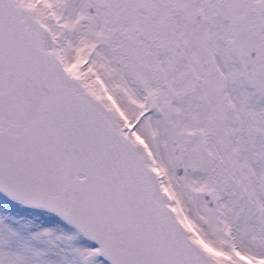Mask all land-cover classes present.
<instances>
[{
  "label": "snow or ice",
  "instance_id": "snow-or-ice-1",
  "mask_svg": "<svg viewBox=\"0 0 264 264\" xmlns=\"http://www.w3.org/2000/svg\"><path fill=\"white\" fill-rule=\"evenodd\" d=\"M0 264H264V0H0Z\"/></svg>",
  "mask_w": 264,
  "mask_h": 264
}]
</instances>
